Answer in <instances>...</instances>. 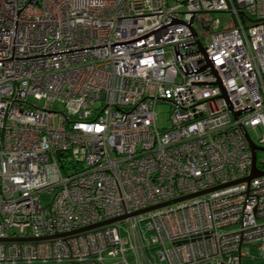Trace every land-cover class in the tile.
<instances>
[{
	"label": "built area",
	"instance_id": "obj_1",
	"mask_svg": "<svg viewBox=\"0 0 264 264\" xmlns=\"http://www.w3.org/2000/svg\"><path fill=\"white\" fill-rule=\"evenodd\" d=\"M242 128L264 147V0H0V264L264 260V175L210 190Z\"/></svg>",
	"mask_w": 264,
	"mask_h": 264
},
{
	"label": "water",
	"instance_id": "obj_2",
	"mask_svg": "<svg viewBox=\"0 0 264 264\" xmlns=\"http://www.w3.org/2000/svg\"><path fill=\"white\" fill-rule=\"evenodd\" d=\"M197 45H198V47H200L199 42H197ZM242 129H243L244 134H245V136H246V138H247V140L249 142V145H250V148H251V152H252V163H251L250 174L248 176L244 177V178L229 182L227 184H223V185H220V186L213 187L210 190H214V189H217L219 187L231 185V184L238 183V182H249V180L252 179V178L264 175V169L259 168L257 166V164H256V158H257L256 157V152H257V150H264V147H258L255 144H253V142L249 139L245 129L244 128H242ZM210 190L200 191V192H198L196 194H192V195H189V196H183V197H180V198H176L174 200H170V201L165 202V203L158 204L156 206L147 207L145 209L134 211V212H131L129 214H124V215H121V216L116 217V218H111V219H107V220H104V221H100L98 223H95V224H92V225H88V226H85V227H82V228L67 232L66 234L78 233V232L86 231V230H89V229H92V228H96V227H99V226H102V225H105V224H109V223H113V222H116V221H120V220L129 218V217H133V216L145 213V212H147V211H149L151 209L157 208V207H162L164 205H168V204L180 201V200H184V199H186L188 197H192V196H195V195H200V194L206 193V192H208ZM66 234H62V235H66ZM26 239H28V238H20V237H18V238H9L7 240L22 241V240H26Z\"/></svg>",
	"mask_w": 264,
	"mask_h": 264
},
{
	"label": "rangeland",
	"instance_id": "obj_3",
	"mask_svg": "<svg viewBox=\"0 0 264 264\" xmlns=\"http://www.w3.org/2000/svg\"><path fill=\"white\" fill-rule=\"evenodd\" d=\"M205 16L210 18V19H214V18L218 19L219 20V24H218L219 27H224L228 23L226 21H223V17H224L223 13H219V12L208 13V14H205ZM195 26H196L198 33L200 34L201 33V27L198 24V22H195ZM204 33H206V32H204ZM207 40H208V36L206 37L205 41H207ZM33 102H35V101H33ZM42 104H43V102H40L39 106ZM155 108H156V112H157V125L159 127L167 126L169 124V110H170L169 105L164 103V102H159V103H157ZM257 158H258L259 162L264 161V150L257 151ZM40 200H41L42 204H46L50 200V195L49 194H42L40 196ZM141 218H142V216H135L134 222L136 225L138 224V222ZM129 225H130L129 220H125L124 222H122V226L125 229L128 228ZM166 245H169V244H166ZM252 254H254V253L252 252ZM16 264H26V263L18 262ZM34 264H36V263H34ZM241 264H264V260H261V259L260 260L259 259L254 260L251 257H243L241 259Z\"/></svg>",
	"mask_w": 264,
	"mask_h": 264
},
{
	"label": "trees",
	"instance_id": "obj_4",
	"mask_svg": "<svg viewBox=\"0 0 264 264\" xmlns=\"http://www.w3.org/2000/svg\"><path fill=\"white\" fill-rule=\"evenodd\" d=\"M256 164H257L258 167L264 168V161L259 162L258 158H257Z\"/></svg>",
	"mask_w": 264,
	"mask_h": 264
}]
</instances>
